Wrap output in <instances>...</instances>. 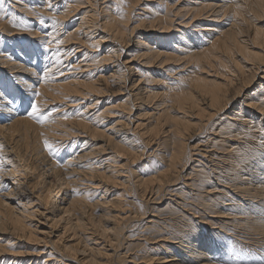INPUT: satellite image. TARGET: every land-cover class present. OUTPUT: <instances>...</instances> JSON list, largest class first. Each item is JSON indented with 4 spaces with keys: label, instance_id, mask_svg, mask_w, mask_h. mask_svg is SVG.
Instances as JSON below:
<instances>
[{
    "label": "bare ground",
    "instance_id": "6f19581e",
    "mask_svg": "<svg viewBox=\"0 0 264 264\" xmlns=\"http://www.w3.org/2000/svg\"><path fill=\"white\" fill-rule=\"evenodd\" d=\"M50 2L52 10L49 0H0V95L14 101L19 112L11 117L0 112V264H128L114 248L126 237L125 223L146 209L129 210L126 197L134 188L145 202L155 190L183 193L170 187L193 155L185 142L195 128L192 120H198L197 131L208 124L212 129L232 101L233 121L244 116L246 129L213 130L207 139L221 152L222 164L201 165L195 183L191 179L195 210L162 238L172 241L164 255L144 252L140 259L146 257V264L259 259L264 254V90L250 100L242 96L259 77L264 81V27L257 25L264 0ZM13 16L29 30L13 27ZM48 33L63 40L64 63L53 82L38 85L43 109H56L40 124L24 112L34 72L49 62L39 47ZM242 134L245 139L238 137ZM45 139L55 156L45 149ZM157 139L161 151L152 159ZM226 181L228 189L216 193ZM224 199L228 205L220 206ZM195 206L204 215L197 216L201 211ZM194 217L210 230L198 231ZM43 222L45 229H39ZM38 230L57 233L47 241ZM95 234L104 237L112 256L98 247ZM13 239L24 243V251L7 247ZM229 246L241 250L230 252L233 260L226 261ZM261 259L258 264H264Z\"/></svg>",
    "mask_w": 264,
    "mask_h": 264
},
{
    "label": "rangeland",
    "instance_id": "374dc122",
    "mask_svg": "<svg viewBox=\"0 0 264 264\" xmlns=\"http://www.w3.org/2000/svg\"><path fill=\"white\" fill-rule=\"evenodd\" d=\"M257 19H258V17H257ZM257 25L259 27H264V15L261 16L257 20ZM17 34H19V33L17 32L16 35ZM261 75L262 74H260L259 76H261ZM254 81L256 82V79ZM260 81L263 82V84L261 85V88L259 89V88H257L258 86L256 87V85H258L260 83ZM261 89L264 90V81H262V78L260 79V77H259V82L255 83L254 89L250 92H247L242 97L250 100L251 98L256 97V95L260 93ZM231 97H232V93L230 92L229 98H231ZM240 99H241V97H240ZM108 102H110V98H109ZM243 104L245 106L246 103L243 102ZM234 105L235 104L233 101L230 102V104L227 105V108L223 112L219 113V114H223V115H221L220 117L215 118L213 120L215 124L212 127V129H206L209 125L208 124L207 127L203 126V128L200 131H197V130H195V128L197 127L198 120L197 119L192 120V123H193L192 127H195V128H193L194 131H192L191 134L188 135L189 138H186V140H185V142H187L188 146L186 145V143H185V145L187 147L191 148V153L193 155H192L191 159L186 160V165H185L184 169L182 170L181 176H179V179L177 180L176 184L170 187L171 188L170 190H172L173 188L181 187L182 191H183V193L181 192L182 195H181V193L176 194L175 192H177V191H174V190H172L173 192L172 191L171 192L170 191L165 192V190H162L161 192H159L157 190V192H156V190H155L154 193H152V195L150 194L151 197H150V195L146 196V198L149 197V198H152L153 200L150 199V200H148V202H145V200L143 199L144 196L142 197L140 195L139 190L136 188L131 190V193L128 194V197H126V199L128 200V202H130L132 204L131 207L129 208V210H134V208H136L138 210H143V208L146 209L145 214H142L141 216L137 217L136 220L134 219L132 221H128L125 223V227H126L125 229L126 230H124V232H125L126 237L124 239H122L120 241V244L114 248L115 251L117 250L115 253H122V254L124 253L125 254L124 256H125L128 264H132L133 261L138 263V264H146V262H143L144 259H146V257L140 259L141 254L144 252H146L147 255H150L153 253L156 254V256H154V257H158V256L160 257V256L164 255V246H166L168 244L171 245L172 241L165 240L162 238L169 236L168 235L169 232H173V230H174L173 226L174 225L179 224V222H185L187 220V218H190V215L192 216V213L194 212L195 209H190V207L192 206V205L190 206V203H193L194 205H196V200H193V198L196 199V190L194 187L193 188L191 187V184H190L191 179L195 183L196 173H197V170L200 168L201 165L202 166L204 165V167L206 166V168H210V167H212L213 164L217 163V161H219L218 166H220L222 164L221 152L220 151L216 152V149H213V146L211 145L210 140H209L213 137V133H214L213 130H218L221 126H224V128H226V129H229L231 126H233V129H237L240 126H243V130L246 129L245 123H247V120L245 119L244 116L241 119H237L236 121H233L234 115L231 113V111H233L235 109ZM244 106L242 105L241 108H244ZM93 111H91L90 113H92ZM135 112L133 110L134 114H136ZM253 116H254V114H253ZM230 117H232V118H230ZM244 121H246V122H244ZM130 128L133 129L134 128L133 125L130 126ZM238 137L241 139L246 138L244 134L239 135ZM207 138H209V139H207ZM218 139H219V137H218ZM157 141H158V139L151 145L152 150H153V153H151L152 159L155 157V153L159 154L161 151V147H160V145H158ZM198 141H199V143H198ZM229 141L232 142V140H230V139H229ZM146 154L144 153L143 156H146ZM210 156H212V157H210ZM105 157H107V156H105ZM144 162L145 161H142V162H140V164H142ZM140 167H141L140 165L138 167L136 165V167H134V168H135V170H138ZM211 182H212V180H211ZM215 182L216 181L214 180V186L213 187L216 186ZM219 185L220 186H217V189L215 191L216 193H218L217 191H219V190L228 189L227 187H229L228 185H230V184L229 183L227 184V181H226L224 184L219 183ZM203 190L205 191V189H203ZM203 190H200V191H203ZM127 193H129V192H127ZM231 193H233V198H234V196L236 198L239 197L237 191L235 192V190H234V192H231ZM183 195H185V196L183 197ZM182 197L185 201L182 200ZM231 197H232V195H231ZM174 201L178 202L179 205H175L176 202H174ZM228 203H229V200L227 201V199L226 200L224 199L223 203H220V206L222 204L228 205ZM192 208H194V206H192ZM195 208L197 210H199V212L201 211L200 209H198V207L195 206ZM200 214L204 215V213H202V211H201V213H196L197 216H199ZM207 218H209V219L211 218V220H212L213 217H207ZM149 219L152 220V222H154L153 226H151V222H147ZM198 219H199V217H194V220L192 221V222L196 223V228L198 227V231H199V228L204 227L203 230L205 232H208V230H210L209 224H202L198 221ZM186 222H188V221H186ZM42 227H44V222H43V224H41L39 226V229H45ZM38 232H39V236H41L42 234L46 235L47 241L50 239H55L53 233H57L55 231L54 232L52 231L49 234H44L43 230H38ZM96 234L94 236V239H96V241H98L97 242L99 244L98 247L100 249L101 248L105 249L106 251H108L107 253L109 255H111L109 252L112 249L110 250V246H108V244H105L106 242H104L105 241L104 237H100L99 235H96ZM37 246L38 245H33L32 248L35 249V248H37ZM101 246H103V247H101ZM7 247L9 249H11L12 251H15L16 253H20V252L24 251V243L22 241L17 242L16 239L11 240V242L8 243ZM230 249L232 251H230ZM235 249L233 248V246H229V248L227 247V251L229 250V255L227 252V255L225 256L227 258V259L225 258L226 261L227 260L230 261L232 259V254L230 255V252H234V251L240 252V250H241L239 247H235ZM44 254H45V250L43 251V253H40L39 255H44ZM104 254L105 253L102 252L101 256L102 255L104 256ZM128 256H130V257H128ZM261 258H264V254H262L261 257L259 259L257 258L255 261L249 257L248 258H245V257L239 258L238 257V259H234V260H236L235 262L231 261V264H235L236 262H237V264H258L259 263L258 261ZM101 259H102V261H105V260H109L110 257H108V258L101 257ZM260 261H262V259ZM65 262H67L68 264H77V263H74L73 261H67V260ZM113 262H114V264H118L117 260L116 261L114 260ZM107 264H109V263H107ZM150 264H162V263L161 262H158V263L152 262Z\"/></svg>",
    "mask_w": 264,
    "mask_h": 264
},
{
    "label": "snow or ice",
    "instance_id": "6c2138e0",
    "mask_svg": "<svg viewBox=\"0 0 264 264\" xmlns=\"http://www.w3.org/2000/svg\"><path fill=\"white\" fill-rule=\"evenodd\" d=\"M49 10H52V4L49 0L48 3ZM4 14V9L0 8V15ZM54 19V18H53ZM43 23V18L41 17L40 20ZM13 27L19 26L21 30L27 31L29 30V26L26 22H21L19 25L16 23L15 16H13L12 20L10 21ZM63 44V40L59 39L55 33H48L46 38L44 39L43 43H39L40 49L42 52L40 55L43 57L44 60L49 61L42 65V67L36 69L34 72L35 81L33 83V87L31 89V93L26 94L30 97L29 106L25 110L24 114L29 118L37 123L44 124L46 123L52 114V112L56 111V109H52L50 111H45L41 103L38 102V98L41 96L40 91L38 90V85L40 83H51L55 80V77L58 74H62L61 66L63 65V55L64 53L61 51V45ZM12 57L10 56L9 59ZM0 99H4V103L0 105V112H7L9 117H11L12 113L18 112V105L14 107V101L10 99L3 98L0 95ZM63 119H69V116L65 114ZM45 149L48 150L49 154L55 156V152L53 151V145L49 143L47 139L43 141ZM3 148V145L0 144V149ZM73 193L75 194L78 190L73 189Z\"/></svg>",
    "mask_w": 264,
    "mask_h": 264
}]
</instances>
